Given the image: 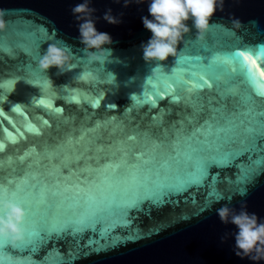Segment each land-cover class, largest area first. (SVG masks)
Wrapping results in <instances>:
<instances>
[{"label": "water", "instance_id": "water-1", "mask_svg": "<svg viewBox=\"0 0 264 264\" xmlns=\"http://www.w3.org/2000/svg\"><path fill=\"white\" fill-rule=\"evenodd\" d=\"M83 2L0 0V9L7 10L9 21L7 29L0 31V138L8 141L4 130L14 136L16 129L24 131L29 123L41 129L40 135L25 132L18 143H7L4 155L15 159L35 146L40 156L31 154V161H43L39 168L28 169V161L21 164L16 160L10 166L5 160L4 178L19 179L26 171L39 172L41 179L51 183L44 149H56L59 157L55 163L61 164L64 174L69 169L76 173L70 182L87 180L89 184L83 186L91 187L95 197L87 204L81 197L79 203L68 201L52 210L50 219L56 224L83 219L80 231L45 237L30 250L17 249L15 257L0 254V264L13 260H26L27 264H264V260L236 255L239 229L225 224L217 211L227 205L238 214L246 205V211L264 223V169L259 151L238 153L211 168L198 185L187 187V162L182 155L184 137L194 128L213 115L222 122L223 116L242 107L229 92L236 90L243 95L250 89L222 63L230 50L264 48V0H224L223 10L218 9L211 18L205 39L197 38L189 20L191 31L178 45L175 60L169 57L163 62L143 57L142 45L152 37L142 19H152L150 0H132L128 7L124 0H91L90 7L97 10L93 14L98 17L97 31L108 33L113 40L104 45L111 49L104 64L89 59L81 43L79 21L72 9ZM108 9L123 22L105 21ZM52 43L71 50L74 69L40 71L39 60ZM185 57L199 63H182ZM259 67L264 70V63ZM205 72L218 78L211 90L189 94L179 85L177 90L184 97L180 102L156 95L173 78L188 79V73L199 76ZM81 77L93 83L87 96L78 91ZM73 93L82 99L74 102ZM93 101H99L97 107H92ZM256 105L260 106L259 99ZM57 108L63 109L62 114L56 113ZM211 109L220 111L213 113ZM82 133L87 135L79 145L66 143ZM132 135L135 140L128 139ZM57 145L61 147L57 149ZM138 153L144 154L141 159ZM177 153L181 155L177 157ZM109 162L120 164V168L115 172L102 168ZM86 166L90 170L82 172ZM157 185H167L168 192L157 190ZM145 187L153 189L147 193L153 199H144ZM130 195L143 202L129 206L121 215L117 205ZM16 202L23 204L22 200ZM26 221L32 223L31 215ZM0 248L6 249L2 238Z\"/></svg>", "mask_w": 264, "mask_h": 264}, {"label": "snow or ice", "instance_id": "snow-or-ice-1", "mask_svg": "<svg viewBox=\"0 0 264 264\" xmlns=\"http://www.w3.org/2000/svg\"><path fill=\"white\" fill-rule=\"evenodd\" d=\"M15 51H21L15 47L14 44H10ZM195 56V53L192 54ZM175 60V58H174ZM187 61L188 63H199L196 59H189L187 57L182 58L181 62ZM205 64H209V61L205 60ZM264 63V48L258 50L247 51H231L230 54L223 59L222 67L233 77L238 78L242 85H247L250 91L241 95L236 90H230L229 95L235 97L242 107H237L231 113L223 116L221 120H217L213 115L209 119H206L199 127L194 128L192 133L184 137V156L187 166L184 169V186H191L192 184H199L211 168L215 167L222 161L235 157L238 153L244 152L253 153L257 150L261 157L259 163L264 169V70H261L259 65ZM211 66V65H210ZM188 79L173 78L170 82L165 83L163 89L157 92V96L163 97L164 95L170 96L173 102H180L184 97L179 94L177 87L183 85V91L192 93H199L204 88L211 90L214 83H218V78L208 75L207 72L196 76L193 73H188ZM163 79L167 80V77ZM211 81V82H210ZM93 83L88 80L87 77H81V84L78 88L79 92H83L84 96H87L88 92L92 90ZM82 97L77 93L72 94V100L79 102ZM256 99H259L260 106L257 107ZM44 102L41 101V104ZM99 101H93L92 107H97ZM19 112L20 109H15ZM213 113L219 112L220 109H211ZM63 109L57 108L56 113L62 114ZM2 116V113H0ZM47 124V121H44ZM257 130H259L257 132ZM25 132L40 135L41 129L35 124L29 123L25 126L24 131L16 129V134H7V130L4 133L8 135V141L0 138V203L7 200H22L23 207L28 212V216L31 215L32 223L25 221V238L17 245L12 239L3 238V243L6 245V249L0 248V254L9 255V257H15L17 255V249H25L35 245L36 242L42 241L45 237H51L53 234H60L61 232H77L80 231L82 226L85 225V221L81 220H69L64 224H56L50 219L53 208L63 205L65 202L71 201L73 203H79L80 198L83 197L84 202L90 203L95 199L92 195L91 187H85L88 185L87 180L70 182L73 175L76 173L71 169L68 170V174H64V169L61 164L55 163L59 157V152L56 149H44V155L47 157L48 164L51 171L47 175L51 178V183L48 180L41 179V173L29 172L23 173L22 178L14 179L11 176L8 179L4 178L3 162L8 161L9 165H13L16 160L21 164L28 161L26 168L31 169L33 167L39 168L43 163L42 160H37L35 163L31 161V154L40 156V152L37 151L35 146H30L25 150V153L16 157L15 159L11 154L5 157L4 152L7 147V143L16 144L19 139L24 138ZM87 133H82L78 138H69L66 143L71 146L79 145L80 141L84 139ZM245 137L246 139H241ZM129 140H135L134 135L128 137ZM250 141L253 142L250 144ZM179 143V140L176 142ZM250 145L248 147H245ZM61 146L57 145V149ZM175 147V144H174ZM99 150H103L100 148ZM143 153H138L137 158L141 159ZM181 153H177L179 157ZM66 159V158H65ZM80 157L77 156V160ZM147 162V161H146ZM102 168H111L113 172L120 168V164L109 162L102 166ZM10 170L14 171V169ZM90 170V166H86L81 169L82 172ZM97 171H100L98 169ZM157 190L161 192H168L167 185H157ZM153 189L145 187L144 199H153L152 196L147 193L152 192ZM70 194V195H69ZM170 194V193H169ZM143 202L137 195H130L126 198L123 204L117 205L122 209L121 215L127 210L129 206L135 207L139 203ZM69 206H72L71 204ZM0 213H3V209L0 208ZM2 215V214H0ZM37 217L39 219L37 220ZM27 223V226H25ZM91 226V225H88ZM11 264H27V261H11Z\"/></svg>", "mask_w": 264, "mask_h": 264}, {"label": "clouds", "instance_id": "clouds-1", "mask_svg": "<svg viewBox=\"0 0 264 264\" xmlns=\"http://www.w3.org/2000/svg\"><path fill=\"white\" fill-rule=\"evenodd\" d=\"M131 2L132 0H124V6L128 7ZM135 2L141 3L143 0ZM90 3L91 0H84L72 12L79 21L80 40L85 45L89 59L104 64L111 55V49L104 45L112 44L113 40L108 33L97 31L95 21L98 17L93 15L97 10L90 7ZM223 5L224 0H150L148 12L152 19L147 16L142 18L144 27L152 33L150 40L142 45L144 59L149 62H163L169 57H176L178 45L191 31L187 23L189 20L197 30V38L205 39L211 27V18L218 9L223 10ZM6 16L7 10L0 9V31H5L8 27ZM103 19L110 24L123 22L121 18L112 15L111 9L107 10ZM234 24L236 27L240 26L239 21H234ZM74 59L67 46L52 43L41 56L39 69L42 73L52 67L58 68L61 73L71 71L75 68ZM0 208L3 209V214L0 215V237L12 239L14 242L22 241L25 238L23 226L28 216L27 210L14 200L0 203ZM217 211L225 224L232 223L239 229L235 234L236 255L256 262L264 260V223H259L255 214H249L246 205L242 206L238 214L227 205Z\"/></svg>", "mask_w": 264, "mask_h": 264}]
</instances>
